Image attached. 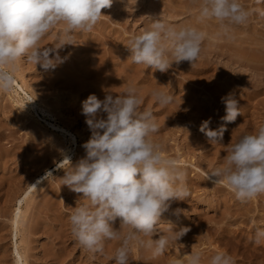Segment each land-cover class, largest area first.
<instances>
[{
    "label": "rangeland",
    "instance_id": "1",
    "mask_svg": "<svg viewBox=\"0 0 264 264\" xmlns=\"http://www.w3.org/2000/svg\"><path fill=\"white\" fill-rule=\"evenodd\" d=\"M152 1L139 0L132 5L136 7L134 12L127 13L119 9L117 1L112 0L111 7L102 9L103 16L91 32L75 30L65 33L66 26L58 23L50 30L48 37H53L54 47L60 46L63 39L67 41L69 47L64 62L71 61L85 79L87 75L83 69L93 64L97 51L93 49V39L102 35L100 31L104 29L106 34L103 41L109 43L105 59L112 77L124 79L126 66L122 64V59L127 56L129 41L149 27V17L154 20ZM238 2L247 8L250 17L245 23L238 24V31H235L244 33L256 30L264 33V15L260 14L264 10V1ZM156 19L172 23L164 15ZM186 20L187 17L182 19ZM206 42L202 41L201 49ZM130 56L131 53L127 57ZM202 56L200 51L193 64L188 61L177 63L169 53L172 64L165 72L138 64L136 70L139 73L135 78L124 80L128 85L121 82L118 92L113 95L123 94L129 87L136 89L141 99L140 110H151L159 126L158 133L151 137L152 141L159 145L164 157L186 162L182 170L186 173L189 190L186 199L169 202L170 207L162 214L153 236L139 234L137 240L129 242L128 264H172V261L181 258L187 264L185 255L191 253L200 254V264H210L211 257L220 251L229 254L234 264H264V239L260 243L254 242L256 228H264V193L241 202L229 187L215 185V178H207L215 168L227 166L226 147L231 142L235 143L243 135L255 134L264 125V72L256 73L252 69L246 72V68L230 57L213 56L208 58L209 64H201ZM19 64L31 90L42 97L56 113L58 123L66 124V129L76 138L77 145L72 144L75 155L71 165L75 167L86 156L82 145L91 136L86 120L80 114L82 102L91 95V86H87L84 80L77 90L72 84L57 83L52 87L50 70L45 71L25 58H21ZM130 73H134V70ZM45 76L47 78L43 80ZM152 81L153 90L170 94L174 102L161 106L152 96L153 91L150 92ZM33 91L28 92L31 97H34ZM230 93L239 101L241 114L234 122L226 124L223 140L211 144L200 131L201 124L211 118L209 127L213 130L218 128L220 118L225 115L221 98ZM16 108L10 98L5 101L0 98V264H16V249L21 254H27L29 264H115V251L127 237L130 228L113 225L119 230L120 238L105 240L102 253H93L81 246L72 235L69 215L72 208L87 201L83 200V194L71 191L68 186V190L64 188L61 178L69 168L55 172L49 178L47 188L52 191L55 209L48 211L50 195L45 194L40 203L28 212L24 228L21 227V233L15 237L16 232L11 225L12 214L18 207H11L14 193L23 179L35 174L31 166L23 161L34 160L41 155V147L30 151L36 120L26 122ZM41 122L44 125L47 123L44 120ZM67 139L71 137L68 135ZM43 145L42 149L48 152L49 145ZM177 209L181 210L178 214ZM116 221L120 223L119 218ZM176 222L181 228L190 229L179 240L173 236L170 228ZM160 235L168 236L169 243L163 255L154 257L152 249L146 244Z\"/></svg>",
    "mask_w": 264,
    "mask_h": 264
},
{
    "label": "clouds",
    "instance_id": "2",
    "mask_svg": "<svg viewBox=\"0 0 264 264\" xmlns=\"http://www.w3.org/2000/svg\"><path fill=\"white\" fill-rule=\"evenodd\" d=\"M112 0H0V90L10 91L15 84L16 62L25 58L43 70H54L64 62L57 47H37L41 39L58 23L65 33L75 30L91 32L103 16L102 9L111 7ZM264 15V10L260 12ZM249 12L238 0H202L200 20H215L226 29L231 24H243ZM149 27L129 41L130 60L160 72L175 62L194 63L199 56L205 33L191 25H172L163 19H152ZM100 100L92 94L82 102V114L90 129V139L82 145L86 156L75 167L65 157L61 164L70 168L61 180L71 191L83 194L85 204L72 208L69 215L71 232L77 242L93 253H102L104 241L119 239L120 225L130 231L115 251V264H128L129 242L139 234L153 236L170 201L184 200L189 196L186 173L177 167V161L165 158L159 145L151 137L159 126L151 110H140L141 99L133 87L123 94L104 90ZM152 96L161 105L174 102L170 94L154 90ZM225 115L215 130L209 127L211 118L203 121L200 131L209 143L218 144L232 123L241 114L239 101L230 93L221 98ZM106 114V115H102ZM227 166L217 167L207 178L213 183L229 187L236 198L245 202L264 193V125L255 134H246L227 147ZM52 174L46 173V176ZM181 210L177 209L176 214ZM178 240L189 228L174 232ZM264 239V228H256L254 242ZM140 243H144L140 241ZM169 237L160 235L150 239L146 246L154 257L163 255ZM187 264H200L199 253L185 255ZM172 264H185L183 258ZM210 264H234L229 254L220 251L213 255Z\"/></svg>",
    "mask_w": 264,
    "mask_h": 264
},
{
    "label": "bare ground",
    "instance_id": "3",
    "mask_svg": "<svg viewBox=\"0 0 264 264\" xmlns=\"http://www.w3.org/2000/svg\"><path fill=\"white\" fill-rule=\"evenodd\" d=\"M115 1L118 2L120 10L122 9L128 13L134 12L136 7L132 5L139 0ZM241 1L245 2L246 0ZM263 1L264 0H255V2ZM201 3L202 0H153L151 4L154 7V19L159 15H164V18H166L167 21L171 20L172 22L168 24L191 25L205 33L204 41L206 40L207 42L200 50L201 55H203L200 61L201 64H209L208 62L210 60L208 58L213 56H221L224 58L230 57L232 61H235L246 68V72L251 69L256 71V73L264 72V33L256 30L253 32L247 31L239 33L237 32L238 24H231L228 25L226 29H223L215 20H200L198 17ZM243 7L247 10L245 6ZM184 16L187 17L186 21H182L183 18H186ZM236 29L237 31H235ZM100 32L102 35H98L92 42L93 49L97 50L93 57V64L90 63L83 69L87 77L85 79L82 78L81 72L74 68L72 62L66 61L58 65L54 70H50L51 77H53V80L50 82L52 87H55L57 83H63L66 85L72 84L74 89H76L79 88L82 81L85 80L87 86H91L90 94H94L98 99L103 100L105 97L104 90H112V94L115 95L118 92L119 84L121 82L123 85H128L125 84L126 82L124 80L135 78L136 74L139 73V71L136 70L139 65L134 64L130 58L127 57L128 54L131 53L129 49L126 51L127 56L122 59V64L126 66L123 70V76H125L124 79H115L112 77L109 63L105 59L109 43L107 44V42L103 41L106 34L104 29ZM49 33L50 31L46 33L38 43V48L43 49L54 47L53 37H48ZM139 33L141 34L142 32ZM60 44H67L58 50L59 55L64 58L66 49H68L69 46L64 39L60 41ZM132 70H134V73L131 74L130 72ZM14 77L15 84L13 88L10 91L0 90V98L2 101L8 100L9 98L13 100V103L16 104V109L20 110V113L25 117L26 122H28L29 119L36 120V123L34 122L33 124L34 138L32 139L30 151L34 152L35 149L41 147V155L39 157L34 160L23 161L25 165L31 166L35 174L28 179H23L21 185L14 193V199L12 201L13 205H11V207L14 205H17L18 207L12 214L11 225L16 232L15 237H17L18 233H21L20 228H24L25 226L28 212L40 203L45 194L50 195V202L47 201L48 211L55 209L54 202L52 201V191L47 188L48 181L50 177L52 178L54 176L55 172L70 168V165L67 163L61 164V162L65 157H68L70 158L72 165L75 155L72 144L76 146L77 141L70 131L66 129V124L58 123L59 118L56 113L50 109V107L43 101L42 97H40L37 92L31 90V85L20 67L19 60L16 62ZM46 78V76L43 77V80ZM243 82L248 83V81L245 80H243ZM151 86L152 90L150 92L154 91V81L151 82ZM29 91L34 92V97L29 95ZM39 112L42 114V117ZM80 114L86 120V117L82 114V110L80 111ZM41 120H44L45 123H47L44 125ZM49 120L51 122H49ZM68 135L71 137L70 140L67 139ZM69 142L71 144H69ZM43 143L49 145L50 150H48V152L45 151V149H42L44 148ZM176 161L177 167L181 170L184 169L186 162L183 159ZM53 169H55V171H52ZM49 172L52 176H46V173ZM18 174L19 173H16V175ZM63 186L65 189L68 188L65 185ZM119 226L122 225L115 221L114 227ZM170 228L173 231H176L180 230L181 226L176 222ZM23 242H25L24 239ZM15 253L17 255L16 264H29L28 256L25 252L24 254H21L19 250L16 249Z\"/></svg>",
    "mask_w": 264,
    "mask_h": 264
}]
</instances>
